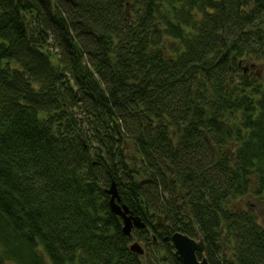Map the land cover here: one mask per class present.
<instances>
[{
	"label": "trees",
	"instance_id": "obj_1",
	"mask_svg": "<svg viewBox=\"0 0 264 264\" xmlns=\"http://www.w3.org/2000/svg\"><path fill=\"white\" fill-rule=\"evenodd\" d=\"M260 210L264 0H0V264H264Z\"/></svg>",
	"mask_w": 264,
	"mask_h": 264
},
{
	"label": "water",
	"instance_id": "obj_2",
	"mask_svg": "<svg viewBox=\"0 0 264 264\" xmlns=\"http://www.w3.org/2000/svg\"><path fill=\"white\" fill-rule=\"evenodd\" d=\"M110 197L109 205L111 212L122 220V232L127 237H132V231L136 229H145L146 225L139 217L133 216L126 205H120V197L115 183L106 190ZM165 241L171 242L175 248V256L181 264H210L205 256L198 257L205 251V243L202 240L197 241L181 232H176ZM132 253L142 256L144 249L138 242L130 245Z\"/></svg>",
	"mask_w": 264,
	"mask_h": 264
},
{
	"label": "rangeland",
	"instance_id": "obj_3",
	"mask_svg": "<svg viewBox=\"0 0 264 264\" xmlns=\"http://www.w3.org/2000/svg\"><path fill=\"white\" fill-rule=\"evenodd\" d=\"M247 201H248V200H247ZM247 201H246V202H247ZM248 202H249V201H248ZM249 203H252V204H253L254 202H253V200H251ZM259 218H260V222H261V224L264 225V210H260V211H259Z\"/></svg>",
	"mask_w": 264,
	"mask_h": 264
}]
</instances>
